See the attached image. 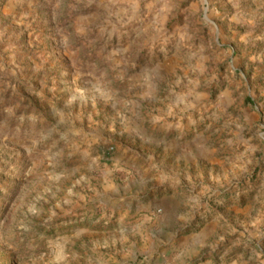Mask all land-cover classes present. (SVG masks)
<instances>
[{
	"label": "rangeland",
	"instance_id": "1",
	"mask_svg": "<svg viewBox=\"0 0 264 264\" xmlns=\"http://www.w3.org/2000/svg\"><path fill=\"white\" fill-rule=\"evenodd\" d=\"M0 264H264V0H0Z\"/></svg>",
	"mask_w": 264,
	"mask_h": 264
},
{
	"label": "crops",
	"instance_id": "2",
	"mask_svg": "<svg viewBox=\"0 0 264 264\" xmlns=\"http://www.w3.org/2000/svg\"><path fill=\"white\" fill-rule=\"evenodd\" d=\"M143 182V181H142ZM142 186L144 185L143 183L141 184ZM141 186H129L127 185L124 190V192L122 194H118V191L114 190L112 194L110 193H104V198L106 199L107 197L108 198H111V202L112 203H108V204H114V208H118L120 206V204H124V203H127V202H131V200H135V194L138 192V188H140ZM142 188V187H141ZM114 200V202H113ZM120 200V201H119ZM125 211L127 213V216L128 217H134V215H130V212L132 210V207H131V203H128L127 205H125ZM146 204L143 203L141 204V208L139 209V211H143V210H146Z\"/></svg>",
	"mask_w": 264,
	"mask_h": 264
},
{
	"label": "built area",
	"instance_id": "3",
	"mask_svg": "<svg viewBox=\"0 0 264 264\" xmlns=\"http://www.w3.org/2000/svg\"><path fill=\"white\" fill-rule=\"evenodd\" d=\"M113 148H110V150H112Z\"/></svg>",
	"mask_w": 264,
	"mask_h": 264
}]
</instances>
